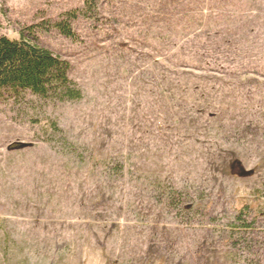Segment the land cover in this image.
I'll return each instance as SVG.
<instances>
[{"label": "rangeland", "instance_id": "rangeland-1", "mask_svg": "<svg viewBox=\"0 0 264 264\" xmlns=\"http://www.w3.org/2000/svg\"><path fill=\"white\" fill-rule=\"evenodd\" d=\"M81 1L0 0V35L44 22L83 92L0 106V264H264V0H118L71 41Z\"/></svg>", "mask_w": 264, "mask_h": 264}, {"label": "trees", "instance_id": "trees-1", "mask_svg": "<svg viewBox=\"0 0 264 264\" xmlns=\"http://www.w3.org/2000/svg\"><path fill=\"white\" fill-rule=\"evenodd\" d=\"M116 3L118 0H82L77 8L62 13L54 21L53 28L64 38L78 41L80 35L76 25L101 20L104 16L102 10ZM44 27V22L24 27L18 39L0 35V106L4 104L12 111L23 112L30 122L36 123L48 109L80 101L83 97L82 90L71 77L72 64L38 43ZM53 129L61 131L56 122ZM166 196V207L176 213L191 216L192 213L196 216L201 213L200 204H185L179 191ZM243 215L244 212H239L237 218L241 221L239 242L251 252L255 241L248 240L246 234L252 236L255 227L247 220L243 222ZM201 218L206 216L202 214ZM232 235L234 238L236 233Z\"/></svg>", "mask_w": 264, "mask_h": 264}, {"label": "water", "instance_id": "water-1", "mask_svg": "<svg viewBox=\"0 0 264 264\" xmlns=\"http://www.w3.org/2000/svg\"><path fill=\"white\" fill-rule=\"evenodd\" d=\"M25 146H27V145L24 144V143H15V144L10 146V149L22 148V147H25Z\"/></svg>", "mask_w": 264, "mask_h": 264}]
</instances>
